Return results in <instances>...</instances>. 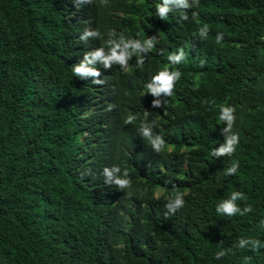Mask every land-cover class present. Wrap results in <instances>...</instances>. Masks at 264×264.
I'll list each match as a JSON object with an SVG mask.
<instances>
[{
    "label": "trees",
    "instance_id": "trees-1",
    "mask_svg": "<svg viewBox=\"0 0 264 264\" xmlns=\"http://www.w3.org/2000/svg\"><path fill=\"white\" fill-rule=\"evenodd\" d=\"M160 2L0 0V264H264V247L236 246L264 243V0H199L166 20ZM87 26L101 39L81 41ZM110 30L157 43L142 67L135 55L123 69L97 64L102 85L75 76L71 63ZM180 48L185 60L170 65ZM165 67L181 78L153 108L145 84ZM222 105L235 108L239 143L217 158ZM145 110L165 140L158 153L139 132ZM130 114L137 120L125 124ZM112 165L128 171L130 188L104 183ZM233 191L252 211L216 212ZM176 192L185 203L169 214Z\"/></svg>",
    "mask_w": 264,
    "mask_h": 264
},
{
    "label": "clouds",
    "instance_id": "clouds-1",
    "mask_svg": "<svg viewBox=\"0 0 264 264\" xmlns=\"http://www.w3.org/2000/svg\"><path fill=\"white\" fill-rule=\"evenodd\" d=\"M94 0H75L77 6L81 4H91ZM199 0H161L160 3L156 5V15L161 20H166L168 14L174 10H186L193 8L198 4ZM102 4H106L107 0H101ZM195 18L197 16L196 12L192 13ZM182 19L187 20V12L184 11ZM210 28L207 24H203L198 29V36L201 39H205L208 36ZM109 39L105 42L104 46L93 48L90 51H85L83 53V59L78 63H71L70 68L75 76L80 79L87 80L91 78V82L95 85L104 84V80L101 79V72L96 67L97 64L102 65L105 69L112 68L113 65H118L122 69L128 66L129 60L135 55L137 67H142L144 64L145 56L151 52L156 43V36L148 37L147 39L141 41L139 39H133L125 37V35L117 34L114 30H110ZM101 39V32L99 29L91 28L90 26L85 27L80 40L87 42L89 39ZM224 39L223 32H217L215 36V41L217 44L221 43ZM186 58V53L183 48H180L175 53L168 55V61L170 65H179ZM181 78V72L177 70H170L169 67H165L159 70L151 80L145 84L147 94H150L154 99L151 101V106L153 108H160L166 103L165 97H171L174 92L176 82ZM150 113L145 110V119L140 121L139 132L143 138H145L151 149L155 152H160L165 147V140L162 135L153 132L156 122L148 121L147 117ZM137 120V116L128 115L124 120L125 124H132ZM219 120L224 123V127L221 129V134L224 136V142L212 149L211 155L213 157L231 156L236 149V145L239 143V134L233 131L234 124L236 122L235 108L228 105H222L219 108ZM129 166H138L135 160L128 161ZM239 168L238 162H233L232 166L226 169V174L233 175L237 172ZM104 177V183L106 185H114L119 190L128 189L131 187V180L129 178V173L127 170L122 169L118 165H112L111 167H104L102 171ZM130 194V193H129ZM184 193L176 192L172 197L168 199L165 204V208L169 214L175 213L178 209L182 208L185 201L183 199ZM245 194L240 191L231 192L227 199H224L216 207V212L218 214L227 215L229 217L235 215H245L246 213L252 211L251 207H244L241 209L237 201L244 200ZM261 226L264 227V221H261ZM251 245V247H248ZM237 247L244 249L250 248L252 251H258L261 247H264V243L257 239H249L241 237L237 241ZM230 251V250H229ZM227 252L222 248L216 253V258L220 259L225 256ZM250 257H245V264H248Z\"/></svg>",
    "mask_w": 264,
    "mask_h": 264
}]
</instances>
